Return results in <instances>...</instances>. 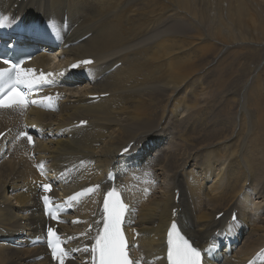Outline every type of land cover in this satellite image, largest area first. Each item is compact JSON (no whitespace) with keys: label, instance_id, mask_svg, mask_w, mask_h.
Wrapping results in <instances>:
<instances>
[{"label":"bare ground","instance_id":"bare-ground-1","mask_svg":"<svg viewBox=\"0 0 264 264\" xmlns=\"http://www.w3.org/2000/svg\"><path fill=\"white\" fill-rule=\"evenodd\" d=\"M27 1L0 0V11L27 22L49 17L60 22L67 15L68 42L74 45L64 49L57 64L91 57L96 78L65 83L71 93L57 113L28 111L26 121L38 123L45 137L34 148L36 158L28 157L19 142L11 159L0 162V237L13 238L0 241V264H52L42 245L30 248L26 242L45 228L37 187L47 179L63 195L101 185L75 205L79 222L61 228L75 233L71 243L79 248L64 264H87L85 245L96 234L85 227L95 224L110 186L132 204L125 229L137 245L132 249L136 260L165 264L164 237L172 218L199 246L231 242V255L220 252L217 264H243L255 254L264 245V87L252 86V74L250 92L246 83L240 88L250 94L249 103L235 117L226 113L214 121L215 105L198 84L202 78L205 83L224 78L223 50L252 57L264 45V37L243 39L245 32L260 37L264 0H32L31 7L41 3L40 10L24 7ZM220 37L235 40L221 42L217 52ZM57 58L52 56V63ZM50 59L39 55L33 64L44 67ZM253 60L264 73V56ZM116 62L121 64L112 70ZM99 93L108 96L89 102L87 95ZM81 119L88 124L68 126ZM7 125L19 129V119L0 116V132ZM129 142V151L122 152ZM34 162L46 164V178L34 171ZM109 166L117 173L113 183L103 181ZM156 177L163 185L155 184ZM235 209L237 220L227 223ZM40 254L44 257L35 260ZM262 262L264 251L258 257Z\"/></svg>","mask_w":264,"mask_h":264},{"label":"snow or ice","instance_id":"snow-or-ice-1","mask_svg":"<svg viewBox=\"0 0 264 264\" xmlns=\"http://www.w3.org/2000/svg\"><path fill=\"white\" fill-rule=\"evenodd\" d=\"M50 27H55L54 23H49ZM4 63H9L7 60ZM83 64H91L92 61L85 60L81 61ZM72 68L78 67V64H73ZM32 70H28L31 72ZM0 81H3V85L0 86V107L10 108L14 105L25 107L27 101L24 98L22 92L18 90V86L23 84L28 88H31L33 81L28 80L26 73L20 69L19 64H14L9 69L0 70ZM36 103V101H32ZM83 123V122H82ZM21 136L27 135L26 133H21ZM29 143L32 142V137L28 136ZM128 149H125L127 151ZM38 169L43 168L42 164L36 166ZM45 192L50 191L51 186L49 184L42 185ZM94 189H85L83 192L76 193L69 199L74 200L77 196L84 195L86 193L92 192ZM44 204L47 206L49 204V197H42ZM125 210L123 203L120 201L118 194L115 189L109 191L104 199V228L97 237L95 245L92 247L91 251L94 254L93 264H96V256L98 253V264H139V261H130L128 258V253L126 251V243L120 230V220L121 214ZM55 219V215L52 217ZM176 225H172V229L168 233V260L170 264H201V251L193 247L192 244L181 236L179 233H175L174 230ZM48 235L50 237L48 244L53 250V257H57L58 245L56 243V234L52 228L48 229ZM88 251L87 248L84 249ZM205 251H208L207 249ZM60 255L63 256L64 252L60 249ZM61 264L63 262L61 261Z\"/></svg>","mask_w":264,"mask_h":264},{"label":"rangeland","instance_id":"rangeland-1","mask_svg":"<svg viewBox=\"0 0 264 264\" xmlns=\"http://www.w3.org/2000/svg\"><path fill=\"white\" fill-rule=\"evenodd\" d=\"M32 0H28L25 2L24 7H30L34 10H40L41 9V3L38 4L35 8L31 7ZM257 7V6H256ZM205 12H207V8L204 9ZM264 15V13L262 12ZM167 26H171V22L167 23ZM257 31L260 34L259 38L253 37L250 33L246 34L244 33L243 39L246 41H257L261 39V37H264V29L259 28ZM263 39V38H262ZM235 39L232 38H218L217 41L220 44L215 45V49L217 52L220 51L221 48V42L224 43H234ZM254 48V47H253ZM255 52V56H248L246 52L238 50V51H231L226 52V50H223L222 58L221 60H224L221 67H222V74L224 78L221 80V82L214 83V82H208L205 83V78L200 81L203 83H200L198 85H204L203 90L205 92V96L208 99H211L213 101V104L215 105V110L212 112L213 120L216 121L215 116H218L219 119H221L222 115L226 113H231L233 117L236 116V113L238 110H240L241 107H243L245 104L249 103L250 101V94H247L246 91L241 92L240 88L248 84L249 92L252 89V86L256 84L257 82L261 85V87H264V73L263 71L259 72L260 70L257 69L258 60L254 61L253 59L263 58L264 56V45L259 46ZM226 53V54H225ZM220 67V68H221ZM254 74L253 77V84L252 86L250 80V76ZM208 78H211V73L207 74ZM87 81V80H84ZM205 83V84H204ZM201 86V87H202ZM232 89V94L227 95L226 91ZM249 118H247L248 120ZM170 136V135H168ZM164 136H160L162 138ZM169 141V140H168ZM153 149V147H152ZM162 178L165 179L166 177L162 175ZM160 183L163 185V181L160 180ZM255 196L254 192H251V198ZM16 263V262H15Z\"/></svg>","mask_w":264,"mask_h":264}]
</instances>
